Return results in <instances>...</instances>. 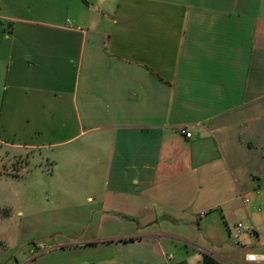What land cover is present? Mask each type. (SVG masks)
I'll list each match as a JSON object with an SVG mask.
<instances>
[{"label": "crops", "instance_id": "0c3cea01", "mask_svg": "<svg viewBox=\"0 0 264 264\" xmlns=\"http://www.w3.org/2000/svg\"><path fill=\"white\" fill-rule=\"evenodd\" d=\"M240 222L255 232L236 246ZM248 254L264 0H0V264Z\"/></svg>", "mask_w": 264, "mask_h": 264}, {"label": "built area", "instance_id": "2783aa9c", "mask_svg": "<svg viewBox=\"0 0 264 264\" xmlns=\"http://www.w3.org/2000/svg\"><path fill=\"white\" fill-rule=\"evenodd\" d=\"M183 135H186L187 138H190L191 135L186 134V131H182ZM254 229L243 223L240 222L237 224L236 226V232L233 235V242L235 243L236 246H240L241 245V237L243 235H253L254 234ZM45 249L43 248V251ZM242 264H264V255H259V254H248L245 257L244 263Z\"/></svg>", "mask_w": 264, "mask_h": 264}, {"label": "rangeland", "instance_id": "374dc122", "mask_svg": "<svg viewBox=\"0 0 264 264\" xmlns=\"http://www.w3.org/2000/svg\"><path fill=\"white\" fill-rule=\"evenodd\" d=\"M45 244H46V243H39L38 246L44 248L43 246H45ZM45 248H47V247H45ZM31 250H35V246L32 247ZM29 251H30V248H27V249H26L27 257H29V256H28V255H29V254H28Z\"/></svg>", "mask_w": 264, "mask_h": 264}]
</instances>
